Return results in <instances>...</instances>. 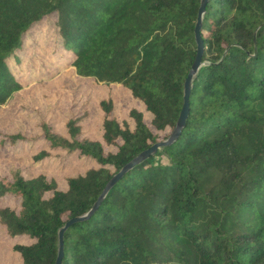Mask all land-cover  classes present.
Here are the masks:
<instances>
[{
    "label": "trees",
    "instance_id": "16d2710c",
    "mask_svg": "<svg viewBox=\"0 0 264 264\" xmlns=\"http://www.w3.org/2000/svg\"><path fill=\"white\" fill-rule=\"evenodd\" d=\"M200 1L0 0V106L22 89L11 65L44 26L78 77L126 88L151 117L132 109V124L119 123L112 100H101V141L83 132L85 112L67 120V137L39 121L35 162L70 153L97 167L67 177L65 189L44 174L0 176V226L28 241L12 247L19 264H55L59 230L170 135L196 56ZM200 36L203 66L180 137L64 231L61 264H264V0H207ZM21 138L7 137L13 146Z\"/></svg>",
    "mask_w": 264,
    "mask_h": 264
},
{
    "label": "rangeland",
    "instance_id": "374dc122",
    "mask_svg": "<svg viewBox=\"0 0 264 264\" xmlns=\"http://www.w3.org/2000/svg\"><path fill=\"white\" fill-rule=\"evenodd\" d=\"M52 39L51 30L46 31L44 26L35 28L26 40L24 52L20 54L22 64L18 68L11 65L22 89L0 106V176L10 179L15 170H20L27 178L44 174L54 178L60 189H65L67 177L97 166L92 160L70 153L57 156L56 152L51 153V159L35 162L33 155L41 149L39 121L51 124L55 133L67 137V120L85 112L88 117L81 124L83 132L88 138L101 141L103 112L98 106L101 100H112V116L119 123L132 124L129 111L136 109L145 113V110L120 85L78 77L67 66L68 56L61 55L60 58L54 52ZM150 118L145 113L147 122ZM9 135H20L26 142L19 140L13 146L7 139ZM27 242L25 238L9 239L0 226V264H19L20 258L12 247L16 243Z\"/></svg>",
    "mask_w": 264,
    "mask_h": 264
},
{
    "label": "water",
    "instance_id": "95a60500",
    "mask_svg": "<svg viewBox=\"0 0 264 264\" xmlns=\"http://www.w3.org/2000/svg\"><path fill=\"white\" fill-rule=\"evenodd\" d=\"M207 0H201L200 1V8L198 11L197 21L194 28V36H195V42H196V56L195 59L190 67V70L187 74V77L184 81L183 85V105L182 109L180 111L178 120L176 122V125L170 135L165 139L164 141L158 142L155 145H153L150 149L145 150L141 152L138 156H136L133 160H131L128 164H126L116 175H114L109 182L106 184L103 192L97 199V201L94 203L92 208L86 213L85 215L78 217L74 220L69 221L66 223L64 227H62L58 232V253L55 264H61L62 257H63V233L64 231L74 222H83L87 220L95 211L97 210L98 206L101 204L102 200L108 193V191L115 185V183L121 178V176L127 172L129 169H131L134 165L139 164L140 162L144 161L147 157H150L154 155L160 148L165 146H170L173 144L181 135V132L185 126V122L188 116V98L190 95V89L193 82V79L198 72V70L203 66L201 62V57L203 53V43L201 41L200 36V29L202 24V17L205 11Z\"/></svg>",
    "mask_w": 264,
    "mask_h": 264
}]
</instances>
